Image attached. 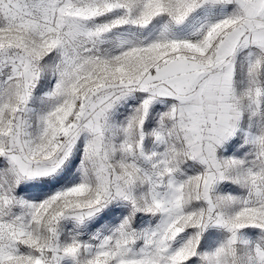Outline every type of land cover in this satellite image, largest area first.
I'll return each mask as SVG.
<instances>
[{"label": "snow or ice", "instance_id": "1", "mask_svg": "<svg viewBox=\"0 0 264 264\" xmlns=\"http://www.w3.org/2000/svg\"><path fill=\"white\" fill-rule=\"evenodd\" d=\"M0 264H264V0H0Z\"/></svg>", "mask_w": 264, "mask_h": 264}]
</instances>
